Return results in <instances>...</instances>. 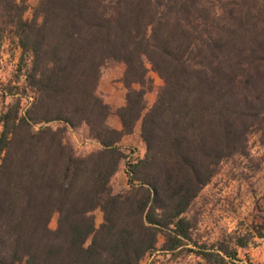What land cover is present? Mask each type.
<instances>
[{"label": "trees", "instance_id": "1", "mask_svg": "<svg viewBox=\"0 0 264 264\" xmlns=\"http://www.w3.org/2000/svg\"><path fill=\"white\" fill-rule=\"evenodd\" d=\"M27 9L0 0V49L16 38L24 76L0 112V264H140L188 242L209 264L240 260L244 235L209 249L187 213L252 134L264 142V0H37L29 18ZM109 61L124 65L115 109L97 92ZM148 65L161 79L149 105ZM138 123L144 152L126 159L121 141ZM80 126L99 145L84 155L67 137ZM122 160L127 186L113 192ZM253 227L264 238V221Z\"/></svg>", "mask_w": 264, "mask_h": 264}, {"label": "rangeland", "instance_id": "2", "mask_svg": "<svg viewBox=\"0 0 264 264\" xmlns=\"http://www.w3.org/2000/svg\"><path fill=\"white\" fill-rule=\"evenodd\" d=\"M37 0H28L25 17L29 18ZM20 48L16 38L7 34L0 49V112L12 97L22 93L24 81L23 71L19 70ZM148 74L154 80V89L147 94L149 105L154 97L161 79L151 65ZM124 65L118 61H109L102 69L98 94L107 101L113 109L123 103L125 88L121 82ZM18 87V88H17ZM9 92V94L7 93ZM30 97L21 96V105L25 107ZM118 119L112 115L109 122L117 124ZM67 137L77 154L84 155L98 148V143L89 137L87 128L80 126L69 129ZM122 146L127 152V158L142 155L144 146L139 135V123L131 135L124 136ZM124 160L111 179L113 192L123 190L127 184ZM95 222L98 225L102 214L99 209L94 211ZM187 215L194 221L193 238L197 244H205L209 249L217 248L219 244L235 246L234 237L244 235L248 244L237 247L240 260L234 263L227 261L220 264H264V238L257 235L255 224L264 221V142L257 133L248 140V153L235 155L224 160L218 172L199 192L193 201ZM56 226V215L50 222ZM196 248L188 242L183 249L174 253L156 250L148 253L140 264H209L198 254L186 248Z\"/></svg>", "mask_w": 264, "mask_h": 264}, {"label": "crops", "instance_id": "3", "mask_svg": "<svg viewBox=\"0 0 264 264\" xmlns=\"http://www.w3.org/2000/svg\"><path fill=\"white\" fill-rule=\"evenodd\" d=\"M113 126H115V127H119V122L117 121V124H116V125H113Z\"/></svg>", "mask_w": 264, "mask_h": 264}]
</instances>
